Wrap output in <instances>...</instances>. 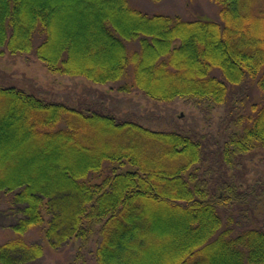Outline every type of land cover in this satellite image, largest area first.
Returning a JSON list of instances; mask_svg holds the SVG:
<instances>
[{
    "label": "trees",
    "instance_id": "trees-1",
    "mask_svg": "<svg viewBox=\"0 0 264 264\" xmlns=\"http://www.w3.org/2000/svg\"><path fill=\"white\" fill-rule=\"evenodd\" d=\"M56 1L0 0V55L34 52L51 73L98 84L129 78L120 91L167 103L219 107L230 87L252 80L261 101L241 117L223 158L233 166L264 148V0H212L220 20L147 14L128 0H89L90 11L73 0L58 14L69 2ZM91 21L92 43L104 48L98 65H90L97 50L77 53ZM0 124L16 127L0 150V196L10 194L19 215L17 237L0 245V264L41 259L43 244L24 239L38 229L55 250L77 240L83 249L98 235L95 264H264V228L236 232L231 218L224 223L221 208L238 193L224 185L226 194L212 196L198 169L202 145L190 136L1 85Z\"/></svg>",
    "mask_w": 264,
    "mask_h": 264
},
{
    "label": "rangeland",
    "instance_id": "rangeland-1",
    "mask_svg": "<svg viewBox=\"0 0 264 264\" xmlns=\"http://www.w3.org/2000/svg\"><path fill=\"white\" fill-rule=\"evenodd\" d=\"M128 1L132 7L147 14L177 15L188 20L195 18L220 20L219 7L212 0ZM68 2L67 5L59 6L58 14L65 10L70 11L71 7H74L73 0H68ZM78 7L80 11H90L96 8L89 0H80ZM79 23H77L78 26ZM87 30L82 47L77 50V53L86 51L85 46H88L91 55L94 50H97L95 52L97 54L94 55L95 60L91 57L90 65H98L93 61L103 59L98 58L97 55L104 48L100 40L97 41L98 43L96 41L92 43L98 36L96 22L91 21ZM70 36L73 37L72 34ZM130 47H132L131 50L136 48L135 45H130ZM101 64L105 66V62ZM211 74L221 77L218 70H214ZM129 80L128 78L117 83L98 84L84 77L53 74L34 52L13 54L6 50L3 55H0L1 86L16 87L40 99L63 103L85 112L113 115L121 121H136L151 130L177 131L199 141L202 145L203 161L198 169L208 181L212 196L223 193L224 185H231L238 193V197L228 206L221 208L224 223L231 218L237 225L236 232L250 228L263 229L264 148H258L237 157L233 166L226 164L223 158L224 146L230 135L241 131L242 126H239L241 117L249 115L251 106L261 101V93L256 82L247 80L238 87H230L227 103L212 107L180 98L170 103L155 101L138 90L120 91V85ZM15 131V126L3 128L0 124V150L11 144L13 138L16 137ZM10 132L12 133L9 134ZM10 157L13 158V156ZM13 159L15 161V158ZM117 169H119L118 166ZM127 169L128 167H124L120 170L126 171ZM32 171L35 173L34 168ZM108 173L110 172L107 169L104 175ZM15 212L17 211L11 205V195H1L0 245L17 237L12 229L14 221L19 217ZM178 233L175 230L176 238ZM24 239L28 244H43L45 249L41 259L27 264H95L98 235H95L83 249H79L80 242L77 240L55 250L47 242L42 229L28 232Z\"/></svg>",
    "mask_w": 264,
    "mask_h": 264
}]
</instances>
